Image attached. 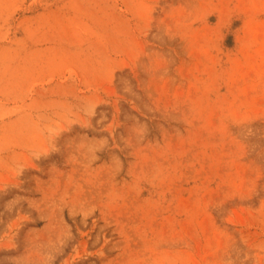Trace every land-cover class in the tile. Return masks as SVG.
Instances as JSON below:
<instances>
[{"label":"rangeland","instance_id":"1","mask_svg":"<svg viewBox=\"0 0 264 264\" xmlns=\"http://www.w3.org/2000/svg\"><path fill=\"white\" fill-rule=\"evenodd\" d=\"M0 264H264V0H0Z\"/></svg>","mask_w":264,"mask_h":264}]
</instances>
